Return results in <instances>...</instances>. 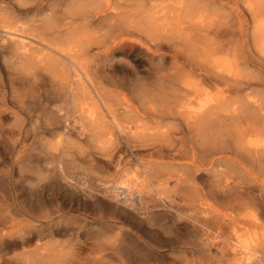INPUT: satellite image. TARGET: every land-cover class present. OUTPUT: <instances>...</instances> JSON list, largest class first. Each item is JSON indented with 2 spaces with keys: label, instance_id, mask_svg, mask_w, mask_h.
<instances>
[{
  "label": "bare ground",
  "instance_id": "obj_1",
  "mask_svg": "<svg viewBox=\"0 0 264 264\" xmlns=\"http://www.w3.org/2000/svg\"><path fill=\"white\" fill-rule=\"evenodd\" d=\"M9 1L8 66L51 84L50 175L77 203L116 213L99 252L135 250L138 228L165 214L190 229L182 252L264 264V26L239 39L212 26L208 0ZM218 54L242 63L244 78L213 66ZM77 161L93 176L74 174Z\"/></svg>",
  "mask_w": 264,
  "mask_h": 264
},
{
  "label": "rangeland",
  "instance_id": "obj_2",
  "mask_svg": "<svg viewBox=\"0 0 264 264\" xmlns=\"http://www.w3.org/2000/svg\"><path fill=\"white\" fill-rule=\"evenodd\" d=\"M8 1L0 0V5ZM208 1L212 26L231 25L240 31L239 39H251L256 26H264V0ZM17 13L27 18L33 12ZM197 21L193 19V23ZM1 50L0 264H210L206 256L201 257L203 252L181 251L180 241L192 239L190 229L165 214L138 228L129 242L135 250L99 252L116 233L111 230L116 213L77 203L75 196L57 185L51 171L53 161L45 157L44 150L49 122L46 97L51 84L46 79L23 81L17 77ZM118 57L130 63L128 57ZM235 60L218 54L212 65L232 82L233 77L242 79L248 72ZM257 67L264 71V64ZM69 169L76 175L93 176L87 162L70 163ZM211 260H216L213 254Z\"/></svg>",
  "mask_w": 264,
  "mask_h": 264
}]
</instances>
